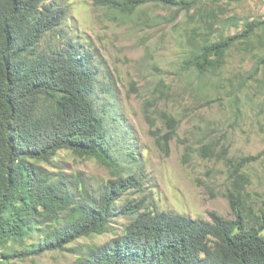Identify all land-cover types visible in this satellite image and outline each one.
<instances>
[{"label": "trees", "instance_id": "1", "mask_svg": "<svg viewBox=\"0 0 264 264\" xmlns=\"http://www.w3.org/2000/svg\"><path fill=\"white\" fill-rule=\"evenodd\" d=\"M92 1L123 16L163 5L177 10L176 19L206 0ZM68 14L52 0H0V251L14 248L24 259L62 251L81 237L111 232L114 220L128 216L121 233L84 251L75 264H264V209L251 216L234 193V220L216 213L211 221L193 219L125 199L144 189L143 170L137 143L103 97L107 88L95 55L62 32L58 47H41ZM256 28L248 24L241 35L199 42L191 66L219 70L232 47ZM60 151L94 158L115 178L87 190L52 173L43 165Z\"/></svg>", "mask_w": 264, "mask_h": 264}, {"label": "rangeland", "instance_id": "2", "mask_svg": "<svg viewBox=\"0 0 264 264\" xmlns=\"http://www.w3.org/2000/svg\"><path fill=\"white\" fill-rule=\"evenodd\" d=\"M68 9L60 31L45 35L42 49L61 42L59 34L92 50L109 99L128 127L142 168L144 189L125 199L150 210L211 221L229 220L234 193L251 216L264 209V0H209L183 11L148 4L131 16L94 5L92 0H52ZM257 28L228 52L216 71L191 66L199 42L220 41ZM191 66V67H190ZM100 94V93H99ZM49 105L41 103V107ZM256 158L235 170L232 163ZM44 167L65 174L87 190L115 178L94 158L60 151ZM236 172L240 175L235 178ZM239 182V183H238ZM81 237L64 250L21 258L0 251V264H75L86 250L122 232ZM18 249V248H16ZM6 255V256H5ZM9 255V256H8Z\"/></svg>", "mask_w": 264, "mask_h": 264}]
</instances>
